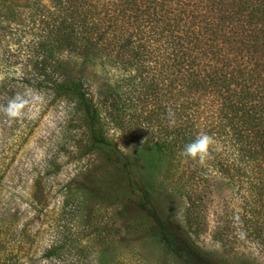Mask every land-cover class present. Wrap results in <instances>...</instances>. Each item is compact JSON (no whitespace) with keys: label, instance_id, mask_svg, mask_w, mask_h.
I'll return each instance as SVG.
<instances>
[{"label":"rangeland","instance_id":"374dc122","mask_svg":"<svg viewBox=\"0 0 264 264\" xmlns=\"http://www.w3.org/2000/svg\"><path fill=\"white\" fill-rule=\"evenodd\" d=\"M54 10L50 0H0V245L18 264H203L161 243L138 204L143 179L179 231L191 186L186 159L177 164L162 155L155 128L128 116L141 107L138 71L114 50H57L44 17ZM68 78L86 84L107 137L130 162L127 171L93 151L81 105L49 81ZM17 97L27 103L20 117H10L2 109ZM123 114L131 119L126 129L115 118ZM240 178L213 166L202 174L204 231L195 240L214 260L264 264L263 241L247 236L240 222L252 196ZM228 222L222 248L211 234Z\"/></svg>","mask_w":264,"mask_h":264},{"label":"trees","instance_id":"16d2710c","mask_svg":"<svg viewBox=\"0 0 264 264\" xmlns=\"http://www.w3.org/2000/svg\"><path fill=\"white\" fill-rule=\"evenodd\" d=\"M50 1L55 10L44 17L56 49L124 55L143 86L137 100L141 107L128 116L133 123L139 119L155 128L162 155L177 164L186 159L183 173L191 186L179 231L153 204L143 179L137 188L138 204L152 219L158 240L180 257L203 264L229 263L222 257L212 259L195 240L204 231L203 186L198 181L213 166L232 179L244 176L252 196L240 222L249 230L247 236L264 243V0ZM49 81L81 105L93 151L127 171L130 162L107 137L100 108L83 80ZM117 96L112 107L118 105ZM115 118L122 128L131 124L124 114ZM201 133L213 141L203 164L182 154ZM242 166L247 172L240 171ZM3 175L0 169V179ZM229 224L216 225L211 234L222 248L229 243L224 230ZM0 252V264H18L4 244Z\"/></svg>","mask_w":264,"mask_h":264},{"label":"clouds","instance_id":"9594fccd","mask_svg":"<svg viewBox=\"0 0 264 264\" xmlns=\"http://www.w3.org/2000/svg\"><path fill=\"white\" fill-rule=\"evenodd\" d=\"M27 103L22 97H17L16 100L9 102L6 108L2 110L10 117H20L23 114V109ZM169 116H174V113L169 109ZM174 124V120L171 121ZM212 138L205 134H199L195 140L185 145L183 155L192 158L193 160L198 159L200 163H204L206 158L210 156V146L212 145Z\"/></svg>","mask_w":264,"mask_h":264}]
</instances>
